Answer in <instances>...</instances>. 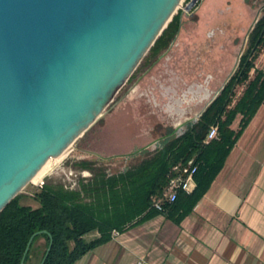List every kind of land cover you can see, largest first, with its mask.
Returning <instances> with one entry per match:
<instances>
[{
    "label": "water",
    "instance_id": "1",
    "mask_svg": "<svg viewBox=\"0 0 264 264\" xmlns=\"http://www.w3.org/2000/svg\"><path fill=\"white\" fill-rule=\"evenodd\" d=\"M181 2L0 0V211L100 118Z\"/></svg>",
    "mask_w": 264,
    "mask_h": 264
},
{
    "label": "trees",
    "instance_id": "2",
    "mask_svg": "<svg viewBox=\"0 0 264 264\" xmlns=\"http://www.w3.org/2000/svg\"><path fill=\"white\" fill-rule=\"evenodd\" d=\"M179 14L180 10L172 16L143 60L155 57L168 45L177 32ZM263 45L264 14L250 34L248 48L237 71L197 122L188 124L179 136L167 135L154 150L140 151L142 157L137 163H127L109 173L102 160H79L75 165L91 175L79 179L74 187L44 182L34 193L37 207L20 204L16 195L0 211V264H20L29 238L36 232L40 233L33 236L23 264L33 261L40 264L49 244L48 234L51 245L43 264H73L88 250L108 241L112 230L122 231L133 221L150 216L154 212L150 207L151 197L163 190L170 167L191 157L197 164L194 174L197 183L191 195L197 198L201 193L197 192V187L202 184L198 180L201 178L208 185L264 99V72L254 64ZM252 69L254 74L249 78ZM236 83L245 86L229 107ZM237 114L241 119L238 129L233 130L230 125ZM215 123L218 125L217 138L204 144L207 129ZM124 158V161L129 160ZM182 193L178 192L176 200L166 204L163 212L174 209ZM93 231L98 236L86 241L83 236ZM39 239L44 241L42 251L36 245Z\"/></svg>",
    "mask_w": 264,
    "mask_h": 264
},
{
    "label": "crops",
    "instance_id": "3",
    "mask_svg": "<svg viewBox=\"0 0 264 264\" xmlns=\"http://www.w3.org/2000/svg\"><path fill=\"white\" fill-rule=\"evenodd\" d=\"M179 39L171 41L172 49ZM161 53L163 49L146 62L153 63ZM259 54L255 68L264 72L256 64ZM233 97L234 92L229 107L239 98ZM240 119L237 114L230 125L233 130ZM202 180L197 198L191 195L194 178V188L179 195L174 209H153L122 231L112 230L108 241L73 264H264V99L219 171L208 185ZM97 236L93 231L83 238Z\"/></svg>",
    "mask_w": 264,
    "mask_h": 264
},
{
    "label": "rangeland",
    "instance_id": "4",
    "mask_svg": "<svg viewBox=\"0 0 264 264\" xmlns=\"http://www.w3.org/2000/svg\"><path fill=\"white\" fill-rule=\"evenodd\" d=\"M187 2L188 0H182L176 12L183 10ZM245 4L247 5V25L244 29L246 31L251 22V14L254 12H258V15L262 14L264 0H245ZM203 8L198 15L184 18L181 30L176 36V38L180 36L177 46L161 53L151 64L141 60L132 76L90 129L61 158L50 159L39 174L17 194L20 204L37 207L38 202L34 198V193L44 182L74 187L79 179L89 178L91 174L88 170L80 169L75 165L79 160H102L103 166L109 173L116 172L127 163H137L142 157L139 155L140 151L154 150L152 143L156 146L169 133L176 135L186 122L196 117L204 104L196 105L193 100L197 95L192 87L195 85L193 82L202 83L207 75L212 74L211 63L223 54L222 50L229 43L232 45V54L225 68L228 69V73L232 72L234 59L238 53L237 47L245 33L243 30L241 37L236 38L235 32H232L230 39L227 37L229 41L225 42L217 35L219 32L216 30L215 43H213L208 34L213 33L215 24L207 23L209 15L205 12L206 7ZM230 27L227 26L229 31ZM234 44H237L236 47L233 46ZM184 46H187V50H184ZM256 64L264 68V47ZM178 77H182L185 83H182ZM158 80L166 88H174L173 84H178L175 86L177 96L172 90L166 91L165 96H161ZM223 81L213 85L211 91L218 90ZM190 87L192 92L187 93ZM243 88L244 85L235 86L234 99L240 96ZM162 90L164 92V89ZM184 94L186 97H183ZM170 96L173 99L168 98ZM130 156L134 157L130 159ZM124 157L129 158L128 162L124 161ZM43 244V239L36 242L41 251L44 248ZM32 264L36 262L33 261Z\"/></svg>",
    "mask_w": 264,
    "mask_h": 264
},
{
    "label": "flooded vegetation",
    "instance_id": "5",
    "mask_svg": "<svg viewBox=\"0 0 264 264\" xmlns=\"http://www.w3.org/2000/svg\"><path fill=\"white\" fill-rule=\"evenodd\" d=\"M188 2H190V0H188ZM186 4H185V6H186ZM203 7H206L205 12L209 15V21L207 23L210 22V23L215 24L213 27V29H214L213 33L208 34V35H210V41L215 43L214 36L216 34L214 35V33L216 32V30L219 32V34H217V35L219 37H222L225 42L229 41L228 38L230 39V37L232 36V32H235L234 36L236 38L241 37L240 35H241L242 31L245 29V26L247 25L246 24L247 23V8H246L247 5L245 4V0H196L194 2V4L192 5V7L190 8V10H188V11H185L184 9L180 10L179 26H178L177 32L175 33L174 37L170 40L167 47L163 49V53L165 51H167L169 48H171L170 46H171L173 40L178 35V32H180V30H181L182 21L184 20V18L187 16L191 17L192 15H198V13L204 9ZM261 11H262V14H260V15H258L259 14L258 12L257 13L254 12L251 14L252 18H251L250 25H249L248 29H246V31L244 30L245 31L244 38H240L242 40H241L240 45L237 47L238 53L236 54L235 59H234V67H233L232 72L228 73L227 72L228 69L225 68L227 62L230 59L229 56L232 54V49H231L232 45H231V43H229V44H227L228 46L222 50L223 54L220 53L222 55L217 57L211 63V66L213 69V71H212L213 75L212 74L207 75V77L205 78V80L202 83H200L199 81L193 82V85L194 84L195 85L192 87H194V89L197 92L195 99H193V100H195L196 105L201 106L212 97L214 92L211 91V87L213 85H216L218 82L223 81L222 79L225 77V75L227 73L228 74H227L225 80L223 81L224 86L228 83L230 78L235 74V72L237 71V69L239 67L241 58L245 54V52L248 48L250 34L253 31L256 24L258 23V21L261 19V17L264 14V6L262 7ZM231 22H232V25H231ZM227 26H231L230 31H229V29H227ZM227 30H228V36H226ZM243 42H244V45H243ZM236 45L237 44H234L233 46L236 47ZM263 46L261 47L260 51L262 50ZM184 50H187V46H184ZM198 74L199 73H197V75ZM178 79L181 80L182 83L184 82L182 77H178ZM161 85H162V82L161 81L159 82V80H158V88H159L158 90H159V93L161 96H165V92L169 91V90H172L175 93V95L177 96L175 86L178 84L174 83L173 84L174 88H169V87L164 88V92L162 90L163 89L162 87L164 85H162V86ZM236 85H240V84H237V83L234 84L233 89L235 88ZM192 87L189 88V90H188L189 92L187 91V93L192 92ZM233 89H232V91H233ZM184 96H185V94L183 95V97ZM168 98L173 99V97H171V96ZM199 116H198V119H199ZM194 120H196L195 117H194V119L186 122L184 124V127L181 130H179V132L175 136H179V135L183 134L185 132L188 124H193V123L197 122ZM169 135H173V134L169 133ZM158 144H159V142L157 143V145ZM156 146H155V148H156Z\"/></svg>",
    "mask_w": 264,
    "mask_h": 264
},
{
    "label": "built area",
    "instance_id": "6",
    "mask_svg": "<svg viewBox=\"0 0 264 264\" xmlns=\"http://www.w3.org/2000/svg\"><path fill=\"white\" fill-rule=\"evenodd\" d=\"M218 136V125L211 124L204 136L203 143L207 144ZM197 164L194 157L185 162L172 165L167 174V182L159 195L151 197L150 207L156 211L163 212L165 205L176 200L178 192L189 193L195 185L194 174Z\"/></svg>",
    "mask_w": 264,
    "mask_h": 264
},
{
    "label": "bare ground",
    "instance_id": "7",
    "mask_svg": "<svg viewBox=\"0 0 264 264\" xmlns=\"http://www.w3.org/2000/svg\"><path fill=\"white\" fill-rule=\"evenodd\" d=\"M68 150V149H67ZM67 150H65V151H63L61 154H59L57 157H54V159H59V158H61L66 152H67ZM52 159V158H51ZM50 159H48L47 160V162L49 161ZM47 162L39 169V171L33 176V178L37 175V174H39V172L45 167V165L47 164ZM32 178V179H33ZM31 179V180H32Z\"/></svg>",
    "mask_w": 264,
    "mask_h": 264
}]
</instances>
